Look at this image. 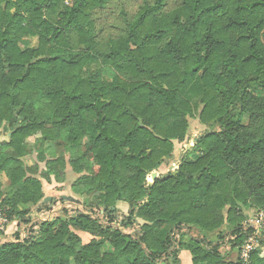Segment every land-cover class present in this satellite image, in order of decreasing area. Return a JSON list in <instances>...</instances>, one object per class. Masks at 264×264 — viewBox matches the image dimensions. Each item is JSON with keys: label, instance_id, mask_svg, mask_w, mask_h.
Wrapping results in <instances>:
<instances>
[{"label": "trees", "instance_id": "trees-1", "mask_svg": "<svg viewBox=\"0 0 264 264\" xmlns=\"http://www.w3.org/2000/svg\"><path fill=\"white\" fill-rule=\"evenodd\" d=\"M113 1L0 0V212L29 224L31 206H45L43 181L70 166L75 194L98 193L109 213L129 204L124 229L145 223L127 234L84 213L45 221L2 244L0 264H170L183 251L192 264H245V209L264 210V0H181L170 12L167 0L145 3L100 51L93 12ZM25 38L36 47L22 48ZM196 117L208 132L161 175ZM47 143L69 161L48 159ZM227 236L236 261L222 252ZM250 264H264L261 249Z\"/></svg>", "mask_w": 264, "mask_h": 264}, {"label": "rangeland", "instance_id": "rangeland-1", "mask_svg": "<svg viewBox=\"0 0 264 264\" xmlns=\"http://www.w3.org/2000/svg\"><path fill=\"white\" fill-rule=\"evenodd\" d=\"M66 2H68V0H66ZM154 2L155 0H115L110 2L105 8L95 10L92 18L96 24V40L99 44L100 51H107L110 47L114 46V43L126 35L128 23L136 18L142 6L145 3L153 4ZM180 4L181 0H167L166 12L176 9ZM36 44V39L29 38L23 39L20 43L21 47L24 49L36 47ZM110 75V72L105 74V78L109 81L111 80ZM243 122L247 125L249 119L246 117ZM189 124L185 140L182 143L175 142L173 155L160 166L159 173L161 175H168L169 173L176 172L181 161L191 151L192 146L202 135L208 132V129L200 123L198 117L189 119ZM7 139V129L3 128L0 131V142ZM32 142L33 139L30 140V143ZM36 148L38 149V146ZM45 153L46 157L50 160L65 156L67 161H69V155L65 153L62 144L56 146L47 143L45 145ZM36 160L37 154L35 153L30 156V158H27L29 164H35ZM40 171H46L45 164H40ZM79 178L80 176L73 173L71 167L67 166L66 170L60 171L57 176H52L50 183L43 181L46 198L45 206L42 204L31 206L29 224H24L20 220L9 223L4 236L0 238V246L7 242H15L17 239L21 241L28 240L31 236L37 234L40 225L45 221L51 222L60 217L69 218L80 213L92 216L99 220L104 226H119L127 234H135L140 231V228L145 223L142 219H137L135 225L129 229H124L120 225L121 222L129 216L131 211L129 204L118 202L116 204V211L109 213L105 211L104 203L98 193L91 196H78L75 194L72 191V187L77 183ZM1 182L4 189H6L8 187V180L5 175L1 176ZM48 198L49 200L46 202ZM247 224L249 226H256L254 220H247ZM18 229H20V231H18ZM182 232L185 234L189 233L188 230H183ZM192 233L194 235L199 234L198 231H193ZM78 234L82 238L84 244H89L94 239L93 236L87 233L78 232ZM18 236H20V239ZM179 236V232H177L175 238L178 239L180 238ZM210 239L212 240L213 237H210L208 240ZM229 239L230 237L227 236L222 252L227 254L230 252V259L236 261L238 252L230 251V246L228 245ZM103 251L109 252L110 247L107 245ZM263 254L264 247L261 249V255L263 256ZM167 262L170 264H192V257L189 252H186L181 258L180 254H178L177 259H168Z\"/></svg>", "mask_w": 264, "mask_h": 264}, {"label": "built area", "instance_id": "built-area-1", "mask_svg": "<svg viewBox=\"0 0 264 264\" xmlns=\"http://www.w3.org/2000/svg\"><path fill=\"white\" fill-rule=\"evenodd\" d=\"M66 3L68 4L69 0ZM254 221L256 226H251L253 232L247 237L240 249V260L245 264H250L252 254L256 250L262 249L260 242L264 238V210L257 211ZM8 226L7 217L0 212V232H6Z\"/></svg>", "mask_w": 264, "mask_h": 264}, {"label": "crops", "instance_id": "crops-1", "mask_svg": "<svg viewBox=\"0 0 264 264\" xmlns=\"http://www.w3.org/2000/svg\"><path fill=\"white\" fill-rule=\"evenodd\" d=\"M258 210L256 209H252V208H249V209H245V216L247 218L248 221H252L254 220L255 216H256V213H257ZM252 219V220H251ZM186 254V251H183L180 253V258L182 257V255H185ZM262 256V255H261ZM264 258V254L262 256ZM180 261V260H179ZM180 263V262H179Z\"/></svg>", "mask_w": 264, "mask_h": 264}, {"label": "water", "instance_id": "water-1", "mask_svg": "<svg viewBox=\"0 0 264 264\" xmlns=\"http://www.w3.org/2000/svg\"><path fill=\"white\" fill-rule=\"evenodd\" d=\"M49 200V198L46 200V202Z\"/></svg>", "mask_w": 264, "mask_h": 264}]
</instances>
